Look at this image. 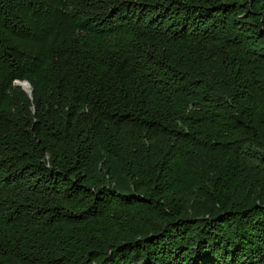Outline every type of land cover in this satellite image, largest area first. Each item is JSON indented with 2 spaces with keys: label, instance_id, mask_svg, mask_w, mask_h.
Segmentation results:
<instances>
[{
  "label": "trees",
  "instance_id": "1",
  "mask_svg": "<svg viewBox=\"0 0 264 264\" xmlns=\"http://www.w3.org/2000/svg\"><path fill=\"white\" fill-rule=\"evenodd\" d=\"M0 264H264V0H0Z\"/></svg>",
  "mask_w": 264,
  "mask_h": 264
},
{
  "label": "water",
  "instance_id": "2",
  "mask_svg": "<svg viewBox=\"0 0 264 264\" xmlns=\"http://www.w3.org/2000/svg\"><path fill=\"white\" fill-rule=\"evenodd\" d=\"M15 84L21 86L30 95V97L33 98V87L29 80H16Z\"/></svg>",
  "mask_w": 264,
  "mask_h": 264
}]
</instances>
